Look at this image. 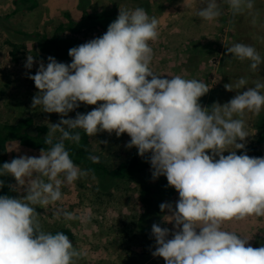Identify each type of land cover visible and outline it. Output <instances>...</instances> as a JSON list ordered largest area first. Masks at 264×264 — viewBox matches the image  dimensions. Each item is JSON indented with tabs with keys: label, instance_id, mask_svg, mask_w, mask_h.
<instances>
[{
	"label": "clouds",
	"instance_id": "clouds-1",
	"mask_svg": "<svg viewBox=\"0 0 264 264\" xmlns=\"http://www.w3.org/2000/svg\"><path fill=\"white\" fill-rule=\"evenodd\" d=\"M182 3L188 9L193 0ZM225 6L229 25L240 16H247L253 26L261 22L256 0H200L196 14L216 21L225 15ZM159 25L142 7L119 8L102 36L69 49L71 63L48 56L45 64L27 55L26 69L38 64L36 73L27 77L38 90L31 109L39 107L60 119L48 124V147L38 157L21 155L0 165V177L15 179L10 189L24 193L0 195V264H77L85 255L63 232L44 230L36 211L62 202V188L92 174V169L74 163L66 147L65 142L79 145L81 130L89 137L127 134L125 147H135L147 158L153 180L165 176L178 192L174 205H159L168 213L163 222L173 228L152 224L153 257L165 264H264V245L254 248L250 238L226 227L264 217V157L247 154L245 119L264 111V81L249 86L241 77L224 85L236 92L228 102L202 106L200 98L210 90L205 81L153 71L150 42L158 39ZM256 39L264 42V36ZM225 48L229 60L249 62L252 72L264 64L252 44L236 42ZM81 104L95 107L66 118ZM237 150L243 151L238 155ZM88 159L100 162L97 155ZM4 186L0 179V189ZM53 215L65 221L88 218L62 207Z\"/></svg>",
	"mask_w": 264,
	"mask_h": 264
},
{
	"label": "rangeland",
	"instance_id": "rangeland-1",
	"mask_svg": "<svg viewBox=\"0 0 264 264\" xmlns=\"http://www.w3.org/2000/svg\"><path fill=\"white\" fill-rule=\"evenodd\" d=\"M11 1L0 0V14H8L12 10ZM38 1V6L33 10L11 17V20L25 32L49 34L54 26L65 21V13L73 19L80 16L77 7L75 9L74 6H71L63 10L60 6H47L44 0ZM160 1L157 3L158 5ZM168 1V5L163 2L165 6L160 7L157 14L154 12L151 15L155 16L160 24L173 20L177 22L179 19L176 14L168 19L172 14H167L165 8L172 6L173 3H178L177 6L182 7V0ZM101 5L93 4L89 12L97 13L110 9L109 6L105 10ZM256 6L261 13V22L258 25L253 26L247 16L237 17L235 24L229 25L226 6L223 17L208 22L196 14L200 7V0H193L192 7L186 9L182 18L180 17L178 25H181L175 34L178 39L177 43L182 45L181 56L178 60H175L174 57L168 60L165 55H162L166 54L167 49L166 44L164 46L163 43L161 44L162 36H173V34L170 33V30H166L165 27L161 28L162 26L159 25L158 39L150 42L154 56H156L151 65L153 71L161 75H181L186 79L195 78L205 81L210 90L200 98V103L206 107H210L214 102L224 104L236 95L235 91L230 92L224 88L227 83H235L241 77L249 80V86H252V82L255 80L264 81V64L258 71L252 72L249 62L229 60L230 56L226 55L225 48V45L230 46L236 42L252 44L264 57V42L256 39L257 36H264V0H256ZM48 8L51 9V12L47 10ZM119 8L130 9L124 6ZM172 8L174 7H170L169 11ZM48 20L51 23L47 24ZM206 23L208 24L206 25ZM166 28L170 29V26H166ZM163 29L165 32L162 34ZM103 34L100 31H90L78 35L76 39L81 45ZM168 45L170 47L168 49H172L173 44ZM27 55L35 56L37 60L43 59L45 64H47V57L51 56L41 53L35 42L29 39L11 46L5 34L0 30V122L12 123L18 118L29 116L35 123L44 124L48 128V124L58 122L60 116L56 113H44L39 107L31 109L32 98L38 90L35 88L34 81L27 77L36 73L38 64H34L31 70L26 69L24 65ZM56 60L71 63V59L59 60L56 58ZM94 107L81 104L66 118H75L76 112L87 113ZM255 118V115L251 113L245 117L250 135L246 145L251 143L254 138ZM88 141L92 151L100 155L108 165L125 160L129 153L135 149V147L131 149L125 147L126 143L130 141L127 134L118 138L115 133L109 135L107 132H102L94 137L88 136ZM101 141H108V143H100ZM39 153L19 146L15 142H10L7 145L8 162L21 155L38 157ZM224 155H228V153L225 152ZM10 177L11 185H15V179ZM145 177L151 183L156 180L152 178L151 167L146 170ZM94 184L95 180L90 176L80 179L73 185L62 188L64 194L62 202H58L57 205L50 206L48 209L37 207L36 211L41 215L40 220L44 230L51 232L55 228L63 226L72 231L75 247L85 253L77 264H165L163 258L153 257L151 254L155 249V240L151 231L143 234L136 231V228L130 227L143 208L135 184L130 181H122L109 194L100 199L92 193ZM14 193L16 197L24 194L22 192ZM178 199L179 195L176 191L172 197L164 199L163 203L169 202L174 205ZM57 207L75 212L77 215L86 214L88 218L83 222L57 219L53 215ZM166 214L168 213L165 212L164 215ZM162 227L172 229L173 224L163 222ZM226 227L250 238L249 243L254 248L264 245V217H252L246 221L228 224Z\"/></svg>",
	"mask_w": 264,
	"mask_h": 264
},
{
	"label": "trees",
	"instance_id": "trees-1",
	"mask_svg": "<svg viewBox=\"0 0 264 264\" xmlns=\"http://www.w3.org/2000/svg\"><path fill=\"white\" fill-rule=\"evenodd\" d=\"M108 1L110 3L109 10L90 13L88 12L90 0H76V7L80 11L79 18L73 19L65 13V21L58 23L47 34L45 32H25L11 20V17L18 13L33 10L38 5L36 0H12V10L8 14H0V30L5 34L11 46L29 39L35 42L38 50L43 54L51 55L59 60H72L68 55V51L80 45L76 37L90 31L105 33L109 24L117 18L120 6L130 9L142 7L148 13L151 11L150 0ZM46 23H51V21L48 20ZM255 117L254 138L251 143L246 145V151L250 157H264V111ZM47 132L46 125L35 123L29 116L18 118L12 123L0 122V165L8 162V143L15 142L19 146L40 152L41 148L48 147L44 144V137ZM65 143L75 164L82 169L93 170L90 175L91 178L94 175L93 179L95 180L92 193L97 198L100 199L109 194L122 181H130L135 184L143 208L135 222L131 223V228L134 227L136 231L145 234L151 231L153 223L163 225L165 212H161L159 205L163 203L164 199L172 197L176 190L168 186L165 176H160L152 183L147 181L145 172L151 165L147 162L146 157L142 158L138 155L136 148L129 153L125 160L114 165H108L100 155L92 151L88 136L83 131H81L79 145L71 142ZM242 151L237 150V154H241ZM89 155L99 156L100 162L92 163L88 159ZM0 179L5 182V186L0 189V195L16 197L14 191L9 187L11 185L10 175L0 177ZM51 232H63L75 246L74 236L70 229L60 226Z\"/></svg>",
	"mask_w": 264,
	"mask_h": 264
},
{
	"label": "crops",
	"instance_id": "crops-1",
	"mask_svg": "<svg viewBox=\"0 0 264 264\" xmlns=\"http://www.w3.org/2000/svg\"><path fill=\"white\" fill-rule=\"evenodd\" d=\"M36 1H37V4H38L39 1L38 0H36ZM44 1H45V3H46L47 6L48 5L49 6H53V5L54 6H60V8L63 9V10L64 9H67L68 7L74 6V8L76 9V0H44ZM150 1H151V11H150V13H148L149 16L153 15L154 12H156L155 14H157L158 13V9H160V7H164L165 4H167V5L169 4V1L168 0H161L162 2L160 0H155V1L154 0H150ZM159 1H160V4L158 5L157 3H159ZM53 3H55V4H53ZM155 3H156V5H155ZM93 4H97L98 6L100 4H102L101 6L105 10H107L108 7L110 6L108 0H90V4H89V7H88V12H89V9H91V7L93 6ZM177 4H174L173 3L172 6H166V8H165V12L167 14H172L170 16L168 15L169 16L168 19L172 18L176 14V16L179 17V19L177 20V22L174 21V20L173 21L170 20L171 22H169V21H168V23L161 22V24H160V26H162L161 28H164L165 27L166 30H170V33L173 34V36L172 35L171 36L170 35H168V36H162V39H164V40H162V39L160 40L159 39L160 41H162L161 44L163 43L162 44L163 46L166 44V48H167L166 49V54H162V55H165V58L168 59V60H170L172 57H174L175 60H178L180 58V56H181L180 55L181 54L180 49H181L182 45H180L179 43H177L178 39L175 36V34L178 32L179 26L181 25V24L178 25L179 24L180 17L182 18V16H183L182 14L186 11V9L184 8V6H182V7L177 6ZM170 7H174V8H172V10L169 11L170 10ZM47 10L49 12H51V9L48 8ZM171 24H174V25H171ZM207 24L208 23H206V25ZM166 26H168V27L170 26V29L166 28ZM165 29H163L162 34L165 32ZM168 44H173L172 49H170V50L168 49V48H170ZM154 57H156V56H154Z\"/></svg>",
	"mask_w": 264,
	"mask_h": 264
}]
</instances>
